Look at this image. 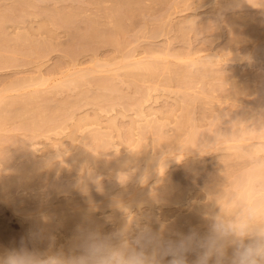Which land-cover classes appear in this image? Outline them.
<instances>
[{"label": "rangeland", "instance_id": "obj_1", "mask_svg": "<svg viewBox=\"0 0 264 264\" xmlns=\"http://www.w3.org/2000/svg\"><path fill=\"white\" fill-rule=\"evenodd\" d=\"M0 25V251L22 242L30 249L66 250L69 235L59 220L39 233L33 224L60 208L71 207L73 213L72 201L80 198L69 186L78 180L99 182L101 195L111 197L137 189L142 173L137 167L147 169L148 159L156 164L161 157L163 165L161 174L151 168L145 183L152 187L189 162L207 173L197 176L187 164L186 173L195 179L188 180L183 168L180 178L174 175L175 183H186L178 186L185 199L156 203L152 222L146 203L122 211V221L111 207L96 209L102 232L149 220L164 227L180 223L199 206H208L211 183L225 194L240 195L250 176L254 190L247 191L253 197L244 189L241 196L264 195L259 173L264 171V137L255 134L264 132V0H0ZM80 69H90L85 81L65 84ZM235 124H245L246 133L233 140L237 144L230 137L226 142ZM194 134L200 140L209 137L215 148L199 156L184 154V142ZM233 145L248 147L250 154L240 148L246 153L239 154ZM33 165L48 170L12 177ZM114 173L120 184L113 181ZM129 212L137 215L130 223ZM186 221L180 226L194 223L190 228L203 230L200 220ZM75 226L71 233L76 236L81 227Z\"/></svg>", "mask_w": 264, "mask_h": 264}, {"label": "clouds", "instance_id": "obj_2", "mask_svg": "<svg viewBox=\"0 0 264 264\" xmlns=\"http://www.w3.org/2000/svg\"><path fill=\"white\" fill-rule=\"evenodd\" d=\"M209 195L203 230L165 234L164 225L127 223L111 233L81 228L67 250L22 242L0 251V264H264V195L240 198L218 187Z\"/></svg>", "mask_w": 264, "mask_h": 264}, {"label": "bare ground", "instance_id": "obj_3", "mask_svg": "<svg viewBox=\"0 0 264 264\" xmlns=\"http://www.w3.org/2000/svg\"><path fill=\"white\" fill-rule=\"evenodd\" d=\"M239 3V2H238ZM137 4V3H136ZM238 5V4H237ZM70 13V12H69ZM68 13V14H69ZM4 16L7 18V16L4 14L2 17L4 18ZM48 17V16H47ZM46 17V18H47ZM68 17V16H67ZM69 17H71V15L69 16ZM5 18V19H6ZM76 18V17H75ZM116 18V17H115ZM55 20V19H54ZM53 20V21H54ZM57 20V19H56ZM66 20V19H65ZM69 21H71V18H69L68 19ZM76 20V19H75ZM77 20H78V18H77ZM46 21V20H45ZM49 21V20H48ZM55 22V21H54ZM75 22V21H74ZM50 23V22H49ZM62 23V22H61ZM66 23V22H65ZM73 23V22H72ZM70 24V26H71V22L69 23ZM91 25V24H90ZM93 25V24H92ZM93 27H97V25H94V26H92L91 28H90V30L93 28ZM0 28H1V25H0ZM68 28V27H67ZM95 28H93V30L95 29ZM2 30V29H1ZM96 30V29H95ZM2 32V31H1ZM91 32H92V30H91ZM91 32L89 33V31L87 32V35L88 36H90V34H91ZM94 32V31H93ZM92 32V33H93ZM96 32V31H95ZM4 33H5V31H4ZM1 35H2V33H0ZM97 34V33H96ZM85 35V34H84ZM94 35H95V33H94ZM86 36V35H85ZM87 36V37H88ZM96 36V35H95ZM89 38V37H88ZM2 49V48H1ZM234 55V54H233ZM0 56H1V53H0ZM236 56V55H235ZM70 60V59H69ZM135 62V61H134ZM133 62V63H134ZM137 62V61H136ZM135 62V63H136ZM141 62H143V61H141ZM149 62V61H148ZM75 63V62H74ZM137 63H140V61H138ZM144 63V62H143ZM150 63H152V62H150ZM154 64H155V62H153ZM77 64V63H76ZM130 64V63H129ZM154 64H151V66H152V68L153 69H155V65ZM135 65V64H134ZM153 65H154V67H153ZM156 65H157V63H156ZM75 66V65H74ZM99 66V65H98ZM97 67V66H96ZM104 67V66H103ZM125 67V66H124ZM138 67H141V66H139L138 65ZM76 68V67H75ZM100 68V67H99ZM99 68H95V69H99ZM143 68H145V67H143ZM74 69V68H73ZM72 69V70H73ZM103 69V68H102ZM126 69H127V67H126ZM128 69H129V67H128ZM138 69V68H137ZM147 69H148V66H147ZM85 70V69H84ZM84 70L83 69H80V70H76L77 71V73H75L76 71L74 70V72L73 73H75V74H73V76L71 77V75L69 76V78L68 79H66L67 81H64L65 82V84L67 83L68 85L69 84H71V85H73V86H75L74 84H77L78 85V82L79 81H81L83 78H85V74L90 70H88V71H86L85 70V72H84ZM131 70H133V69H131ZM92 71V70H91ZM90 71V72H91ZM97 71V70H96ZM99 71H100V69H99ZM127 71H129V70H127ZM143 71V70H142ZM153 71V70H152ZM71 72V71H70ZM70 72H68V73H70ZM89 72V73H90ZM93 72V71H92ZM91 72V73H92ZM98 72V71H97ZM96 72V73H97ZM67 73V74H68ZM72 73V72H71ZM99 73V72H98ZM66 74V75H67ZM94 74V73H93ZM93 74H89V75H91V76H89V78L90 77H94V75ZM130 74V73H129ZM65 75V76H66ZM86 75H88V73L86 74ZM96 75V74H95ZM151 75V74H150ZM64 76V77H65ZM63 77V78H64ZM87 77V76H86ZM88 78V77H87ZM91 79V78H90ZM98 79V78H97ZM103 79V78H102ZM136 79V78H135ZM65 80V79H64ZM92 80H93V78H92ZM45 81H47V80H45ZM82 81H85V79L84 80H82ZM101 81V80H100ZM39 82H43V81H39ZM63 81H61L60 83H62ZM63 82V83H64ZM90 82V81H89ZM30 83V82H29ZM32 83V82H31ZM40 83V84H41ZM81 83H83V82H81ZM101 83V82H100ZM21 84V83H20ZM19 84V86H21ZM23 84V83H22ZM38 84V83H37ZM46 84V83H45ZM85 84V83H84ZM91 84V83H90ZM98 84V83H97ZM28 85V84H27ZM26 85V86H27ZM33 85V84H32ZM31 85V86H32ZM42 85H44V83L42 84ZM58 85H60V84H57V86L56 87H58ZM102 85H103V83H102ZM29 86V85H28ZM67 86V85H66ZM65 86V88L67 89V87ZM22 87V86H21ZM19 88V87H18ZM60 88H61V85H60ZM73 88V87H72ZM74 88H76V87H74ZM53 89V88H52ZM18 90V89H17ZM20 90V89H19ZM55 90V89H54ZM59 90V89H58ZM63 90V89H62ZM34 91V90H33ZM48 93V92H47ZM120 94V93H119ZM120 95H122V94H120ZM30 96V95H29ZM32 96H33V94H32ZM1 97V96H0ZM5 97V96H4ZM4 97H3V100H4ZM14 97V96H13ZM18 97V96H17ZM119 97V96H118ZM9 98H11V97H9ZM123 98V97H122ZM125 98V97H124ZM6 99V98H5ZM2 101V100H1ZM6 101H7V99H6ZM5 101V102H6ZM8 102V101H7ZM22 103L21 104H24V102L23 101H21ZM2 103V102H1ZM3 104H5L4 102H3ZM20 104V105H21ZM1 105V104H0ZM61 105V104H60ZM67 105V104H66ZM13 106V105H12ZM15 106V105H14ZM18 106V105H17ZM63 106V105H62ZM9 107V106H8ZM0 108H2V107H0ZM4 108L6 109V107L4 106ZM11 109V108H10ZM4 110V109H3ZM21 110V109H20ZM1 112H2V110H1ZM10 112V111H9ZM3 113V112H2ZM19 113V112H18ZM27 114V113H26ZM40 114V113H39ZM23 115V114H22ZM0 116H2V114L0 115ZM13 116V115H12ZM1 118H4V117H1ZM71 119V118H70ZM6 120H7V118H6ZM38 120V119H37ZM58 120V119H57ZM72 121V120H71ZM70 121V122H71ZM77 122V121H76ZM66 123V122H65ZM238 123H240V122H238ZM33 124V123H32ZM40 124V123H39ZM45 124L46 125H49L50 124V120H48V121H46L45 122ZM241 124H242V122H241ZM240 125V124H239ZM239 125L237 126V124H235V126L236 127H234V128H236L235 130H234V132L233 133H230V135H228V136H226L225 135V137H224V140L227 142V141H229L228 139H232V141L234 140V141H236V142H238L237 140H242L241 139V137L243 136V132H245L246 133V129H245V127L243 128V126L245 125H243L242 127H241V125H240V127H239ZM57 126V125H56ZM55 127V126H54ZM263 127V126H262ZM77 128V127H76ZM233 128V129H234ZM238 128V129H237ZM39 129V128H38ZM240 129V130H239ZM241 129H242V131H241ZM244 129V130H243ZM239 132V131H241V132H239V133H242L241 135H239V133L237 134V131ZM262 130H264L263 128H262ZM261 130V132H263ZM193 131V130H192ZM248 131V130H247ZM259 131H260V129L258 130V132H256L255 134H257V136L258 137H264V132L259 136L258 135V133H259ZM232 132V131H231ZM260 132V133H261ZM192 133V132H191ZM234 133H236V134H234ZM228 134V133H227ZM248 134H249V137H250V135L252 134H250L249 132H248ZM254 134V135H255ZM37 135V134H36ZM190 135V134H189ZM192 135V134H191ZM234 137H233V136ZM235 135H236V137H238V138H236L235 137ZM238 135V136H237ZM245 135V137H246V134H244ZM73 136V135H72ZM196 136H197V134L195 135H193V136H188L187 138H186V140L188 139V138H190V140H188L187 142L185 141L184 142V146L183 145H181V147H178L177 148V150H178V152H180V150H179V148H182V147H184L183 149H182V151L184 152V154L185 153H191V154H193L194 156H196V155H202V154H206V153H208V151L209 150H211V149H214L215 148V143L214 142H212V143H214V145H212V143L211 142H209V137L207 138H205V139H201L203 142H201V140H200V138L199 137H197V138H199V140L196 138ZM252 136V135H251ZM256 136V137H257ZM230 137V138H229ZM233 137V138H232ZM239 137H240V139H239ZM244 137V138H245ZM235 138V139H234ZM250 138H252V137H250ZM254 138V137H253ZM104 139V138H103ZM237 139V140H236ZM105 140V139H104ZM198 140V142L200 141V143L201 144H199L198 142H196ZM211 140V139H210ZM245 140V139H244ZM243 140V141H244ZM84 141V140H83ZM214 141V140H213ZM231 141V140H230ZM233 141V142H234ZM159 142V141H158ZM216 142V141H215ZM236 142H234V143H236ZM187 143V144H186ZM211 143V144H210ZM242 143V142H241ZM237 144V143H236ZM243 144V143H242ZM86 145V144H85ZM159 145V144H158ZM198 145V146H197ZM246 145V144H245ZM195 146H197V147H195ZM218 146V145H217ZM236 146H238V145H233L232 147L233 148H235ZM86 147V146H85ZM138 147V146H137ZM219 147V146H218ZM246 147V146H245ZM243 147L242 145L240 146H238V148H236V149H238L239 150V148H240V150H245L246 152H249V150L247 149L248 147ZM242 148V149H241ZM85 149H87V148H85ZM203 149V150H202ZM216 149H217V147H216ZM247 149V150H246ZM240 150H239V152H240ZM245 151H241L239 154H241L242 152H244V154L246 153ZM87 153H88V151H87ZM89 154V153H88ZM243 154V153H242ZM250 154V152L248 153V154H246V155H249ZM178 155H182L181 153H179ZM5 157V156H4ZM136 157H137V155H136ZM68 158V157H67ZM90 158V157H89ZM115 158H116V156H115ZM118 158V157H117ZM149 158H151V157H149ZM152 158H154V157H152ZM175 158H177V157H175ZM119 159H121V158H119ZM147 159H148V156H147ZM159 159H161V157L159 158ZM158 159V162L160 161ZM164 159H166V158H164ZM173 159H174V157H173ZM173 159H170L169 161H171V160H173ZM91 160V159H90ZM103 160V159H102ZM114 160V159H113ZM116 160V159H115ZM124 160V159H123ZM122 160V161H123ZM149 160V161H148ZM147 161L148 162H152L151 164H153L152 165V167H151V164L150 163H148L146 160H145V162L146 163H148L149 165L147 166V169H140V168H145V166L144 167H139V165H138V167H137V169H139V171H141L142 173L140 174V175H138L139 176V179H140V182H139V184H138V187H137V184H136V182H135V184H136V187H137V189H133V190H123V191H121V192H119V191H117V192H119L117 195H115L116 193H114V196L113 197H111L110 195H101L102 194V192L103 191H101L100 190V187H101V185H100V183L99 182H97V183H88V184H80L81 182H83L82 180H81V182H79V180H78V183L79 184H76V182H75V185H73V186H69V189H71V190H69V191H72L73 190V192H75V193H77V195H79V198L80 199H74L72 202H74V204H73V206H72V208L73 209H75V211L73 210V213H71V207H69L68 209H65V208H60V209H58V210H56V211H52L49 215H48V217H50V218H43V219H38V221H36L34 224H33V227L37 230V232L39 233V231H40V229L41 228H44V229H47V230H51V228H54L55 226H56V220H59L60 221V224L65 228V230L68 232V235H69V243H68V246H67V249H68V247L72 244V242H73V239H74V237H75V235H73L71 232V229H72V227L73 226H80L81 228H82V223L83 224H87V228H93V229H99L101 232H102V226H101V224H100V221H98L97 219H96V215H95V211H96V209H99V208H106V207H111L112 209H113V213L115 214V219H118V220H121L122 221V219H123V215H124V213L122 212V211H131V210H129L130 208H133V207H136L137 206V208L138 209H140V205H143V204H145L146 203V205L148 204V205H150L149 207L152 209L151 211V213H150V215L151 214H153L154 213V211H153V207H155L156 205V203L157 204H159L160 202V204H162L163 202H165V205H167L166 203H168V205H169V203H172V204H174L173 202H176V201H181L182 199H185L184 197V195H185V191H182V190H184V189H181L182 187V185H181V183L180 184H177V183H175V178H180V176H178V172L179 173H181V171L183 170V169H186V171H185V173H183V174H187L185 177H187L188 178V180L189 179H192L193 177L190 175L189 176V174L188 173H186L187 172V170L189 169V167H192L193 168V166H194V168H193V171L195 170V169H197V170H195L196 171V175L198 176V175H204L205 174V172L207 173V170L206 171H204L203 172V168L204 167H202V165H200L201 166V168H200V170L202 171H200L199 170V168H195V167H197V164H194V163H192V161H191V165H190V162L189 163H187L186 165H187V167H188V169L187 168H184V167H182L181 169H179V171H177V172H174L172 175H171V177H169V179H168V176L166 177L167 179H164L165 178V176H163V177H161L159 180L160 181H157V182H159V183H155L154 185L155 186H150V185H148L147 183H145V182H147L146 181V179H147V177H148V179H149V176H151V173H153V171L154 172H157L156 174H161L163 171V165L162 166H160L161 165V162H157L156 161V164H155V159L154 160H151V159H148ZM151 160V161H150ZM162 160H163V158H162ZM167 160V159H166ZM104 161V160H103ZM103 161H101L100 163H103ZM117 161H118V159H117ZM154 161V162H153ZM113 162V161H112ZM121 162V161H120ZM106 163V162H105ZM116 163V162H115ZM124 164H125V162H124ZM163 164V163H162ZM103 165V164H102ZM105 165H107V164H105ZM108 165H110V162H109V164ZM122 164H120V166H121ZM159 165V166H158ZM196 165V166H195ZM7 166V165H6ZM141 166V165H140ZM165 166V165H164ZM204 166V165H203ZM153 167H154V169L155 170H153L152 171V169H153ZM158 167H160V169L158 168ZM263 167H264V165H263ZM263 167H262V169H263ZM152 168V169H151ZM192 168H190V170L189 171H192ZM70 169V168H69ZM156 169L158 170V171H156ZM205 169H207L206 167H205ZM261 169V170H262ZM48 170V167L47 166H44V165H33V166H28V167H22L20 170H18V171H16L15 173H13V175H12V177L14 178H16L19 174L21 175V174H24V173H26L27 171H35V172H37V174L39 175H42L43 173H44V171H47ZM144 170V171H143ZM198 171H200L201 172V174H198L199 172ZM87 172V171H86ZM262 172V173H261ZM261 172H259L260 174H261V176H262V178L264 179V171H261ZM116 173V172H115ZM115 173L112 175L113 177H114V179H113V181L114 180H116V181H114V182H117L118 184H120V180L122 179H120V177H118V174H119V172H118V174H116L115 175ZM175 173H177V175L175 174ZM204 173V174H203ZM183 174H181V175H183ZM27 175V174H26ZM115 175V176H114ZM125 175V174H124ZM174 175L176 176L175 178H174ZM259 175V174H258ZM111 176V177H112ZM120 176H121V174H120ZM178 176V177H177ZM189 176V177H188ZM256 176V175H255ZM261 176H258V179L259 178H261ZM86 177V176H85ZM116 177H118L117 179H116ZM123 177V176H122ZM126 177V176H125ZM124 177V179H125V182H126V178ZM192 177V178H191ZM257 177V176H256ZM82 178H84V177H82ZM109 178V177H108ZM163 178V179H162ZM170 178L173 180V178H174V180L172 181V180H170ZM248 178V177H247ZM246 178V179H247ZM81 179V178H80ZM85 179V178H84ZM88 179V178H87ZM95 179V178H94ZM110 179V178H109ZM129 179V178H128ZM162 179V180H161ZM193 179H195V177L193 178ZM192 179V180H193ZM197 179V178H196ZM245 179V181H244V185L242 186V189L240 190V192H241V194L239 195V193H237V196H239V197H243L244 198V196H241L242 195V193H244L243 191L244 190H246V192H248L250 195H251V197H253L252 196V192H249V191H247V190H250L251 188L254 190V188L252 187V179L250 178V176H249V180L247 179L246 180ZM254 179H255V177H254ZM97 180V179H96ZM181 181H182V178L180 179ZM180 180H178V181H180ZM192 180H190V182L192 181ZM198 180V179H197ZM257 180V179H256ZM255 180V181H256ZM90 181V180H89ZM111 181V180H110ZM122 181V180H121ZM176 181H177V179H176ZM185 180H183V182H184ZM248 183H247V182ZM250 181V182H249ZM134 182V181H133ZM198 182V181H197ZM247 184H246V183ZM254 182V181H253ZM84 183V182H83ZM123 183H124V180H123ZM127 183V182H126ZM251 185H250V184ZM121 184H122V182H121ZM125 184V183H124ZM158 184V185H157ZM186 184V183H185ZM184 184V185H185ZM187 184H189V183H187ZM211 184H213V183H211ZM211 184H210V186H211ZM2 185H3V181L2 180H0V188L2 187ZM108 185V184H107ZM113 185V184H112ZM183 185V188H185L186 187V185L184 186ZM190 185V184H189ZM246 185V186H245ZM248 185H250V187H247ZM253 185H254V183H253ZM178 186H180V187H178ZM210 186H208V188H209V191H208V188L206 189L208 192H212V191H214L215 189H214V184L211 186V189H210ZM238 187V186H237ZM246 189H245V188ZM54 188V187H53ZM88 188H92L93 190L95 189V188H97V189H95L93 192H92V190H89ZM133 188V187H132ZM247 188H250V189H247ZM84 189H88V191L87 192H89V191H91L92 193H85L86 191H84ZM244 189V190H243ZM98 190H100L101 191V193L100 192H98ZM109 190H111L110 188H109ZM108 190V191H109ZM253 190H250V191H253ZM83 191V192H82ZM107 191V192H108ZM112 191V190H111ZM82 192V193H81ZM110 192V191H109ZM239 192V191H238ZM78 193H80V194H82V195H80V194H78ZM100 193V194H99ZM105 193V192H104ZM184 193V194H183ZM110 194H112V193H110ZM183 194V195H182ZM249 194H248V196H249ZM113 195V194H112ZM208 195H209V193H208ZM81 196V197H80ZM184 196V197H183ZM246 196H247V193H246ZM246 196H245V198H246ZM183 197V198H182ZM210 197L212 198V196H209V199H210ZM78 198V197H77ZM248 198H250V197H248ZM177 203V202H176ZM164 204V203H163ZM155 205V206H154ZM207 205H208V203H207ZM198 207V206H197ZM199 207H201V209L199 208ZM198 207V209H196L195 211L193 210V211H191V212H194V213H191L190 212V214L188 215V216H184V217H182L183 219L185 218H187L188 217V219H186V220H188V222L184 219V220H182V219H180V221H182V222H180V223H183V221H184V223H185V221H186V224H190V223H192L191 221L193 220V222H194V220L195 221H201L202 222V224H203V220H202V218H201V214H202V212L205 210V206L203 207V206H199ZM207 207V206H206ZM195 209V208H194ZM200 209V210H199ZM133 211V210H132ZM112 213V212H111ZM121 213H123V215H121ZM130 214H131V212H129ZM128 213V214H129ZM129 214V215H130ZM134 214V213H133ZM133 214H131V216L132 217H134V218H132L131 216L129 217V215H128V217H127V215H126V221H128V219H129V222L128 223H130L131 222V219L133 220V219H135V217L137 218V215L136 216H133ZM123 216V217H122ZM155 217L156 215H151V216H147V218L148 219H150V217ZM152 217V218H153ZM156 219V218H155ZM151 220V222H152V220H154V219H150ZM150 220H149V223L148 224H150L151 222H150ZM124 221V220H123ZM156 221V220H155ZM155 221L152 223V224H150L151 225V227L154 229V230H159L160 228H161V226H158V225H154V223H155ZM199 221V222H200ZM58 222V221H57ZM156 222H158V221H156ZM200 222V223H201ZM160 223V222H159ZM177 223H179V221L178 222H176L175 223V225H174V223L172 224V225H174V226H172L171 225V227L169 226V225H165V227H164V231H165V234H169V233H176V232H186V228H188V226H189V228H190V226L192 225V224H194V223H192L191 225H188V226H186L185 227V224H183L182 226L183 227H181L180 226V223L179 224H177ZM197 223V222H196ZM199 224V223H198ZM164 225V224H163ZM75 226V227H76ZM168 227H170V228H168ZM185 227V228H184ZM189 228H188V230H189ZM184 230V231H183ZM187 230V231H188ZM104 233V232H103ZM42 240V239H41ZM49 240V239H48ZM51 240V239H50ZM52 241V240H51ZM41 243V242H40ZM50 243H52V242H50ZM47 246V245H46ZM42 248V247H41ZM66 249V250H67Z\"/></svg>", "mask_w": 264, "mask_h": 264}]
</instances>
